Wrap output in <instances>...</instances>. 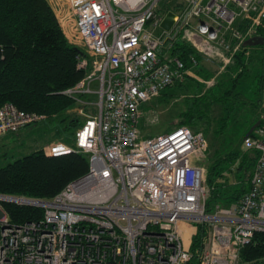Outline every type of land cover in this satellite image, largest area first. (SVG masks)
Returning <instances> with one entry per match:
<instances>
[{
  "label": "built area",
  "instance_id": "1",
  "mask_svg": "<svg viewBox=\"0 0 264 264\" xmlns=\"http://www.w3.org/2000/svg\"><path fill=\"white\" fill-rule=\"evenodd\" d=\"M48 1L84 51L77 66L85 75L63 91L83 117L73 143L53 141L45 150L85 154L89 170L51 199L31 201L44 208L40 219L16 224L0 209V264H186L199 224L206 225L195 251L200 264H246L242 248L264 232V115L243 141L257 155L249 189L212 211L206 168L197 162L208 145L204 133L179 126L144 137L139 123L146 102L199 78L171 53L176 41L234 63L241 51L249 56L246 40L264 33V0ZM168 11L175 13L170 30L162 26ZM43 119L6 102L0 138Z\"/></svg>",
  "mask_w": 264,
  "mask_h": 264
},
{
  "label": "trees",
  "instance_id": "2",
  "mask_svg": "<svg viewBox=\"0 0 264 264\" xmlns=\"http://www.w3.org/2000/svg\"><path fill=\"white\" fill-rule=\"evenodd\" d=\"M0 48L4 50L0 63V107L6 102H13L20 109L44 114L46 118H61L65 128H74L75 133L83 117L77 111L76 100L63 91L84 78L85 72L77 66L81 47L67 38L48 0H0ZM251 48L249 56L244 51L237 53L233 75L228 76L230 83L225 92L216 93L212 89L198 92L202 85L190 76L172 85L179 86L183 93L192 92L186 98L189 103L180 113L174 128L187 126L197 132L203 131L207 144L209 142L207 154L197 161L206 168L208 211H212L217 204L227 206L237 201L251 184L256 153L251 150L241 153L240 149H232L236 142L234 128L242 118L237 117L238 109L250 113L251 107L253 115L263 103L260 95L264 91V63L259 52L264 45ZM171 53L205 79L214 73L211 68L207 69L204 55L189 42L176 41ZM193 58L197 61L196 65H193ZM244 79L246 82L243 84ZM248 84L255 85L257 94V98L249 99L250 102L243 94ZM160 95L165 101L178 93L164 90ZM252 115L250 113V119ZM260 120L257 112L247 131ZM170 128L168 131L174 129ZM73 135L63 138L72 144ZM240 141L243 146L244 138ZM88 170L89 158L85 154L72 152L53 156L43 148L35 149L15 156L13 161L0 167V194L51 199ZM232 176L234 182L230 180ZM0 205L10 221L16 224L40 219L44 215V208L40 206L1 199ZM205 234L206 225L199 224L191 245L193 255L186 264H200L195 251ZM241 258L247 264L264 261V232L255 233L252 241L242 248Z\"/></svg>",
  "mask_w": 264,
  "mask_h": 264
},
{
  "label": "rangeland",
  "instance_id": "3",
  "mask_svg": "<svg viewBox=\"0 0 264 264\" xmlns=\"http://www.w3.org/2000/svg\"><path fill=\"white\" fill-rule=\"evenodd\" d=\"M49 2V1H48ZM53 9V8H52ZM54 11V10H53ZM67 36V35H66ZM68 38V37H67ZM79 46V45H76ZM80 47V46H79ZM256 47V46H255ZM252 51H250V54ZM261 53V59L263 60L262 63H264V48L260 50ZM249 54V55H250ZM209 57V56H207ZM204 55V63L206 66H208V70L211 68L214 72L213 75L209 79L203 78L199 73H196L199 77L197 80L199 83H201V90H198V92H204L207 89H212V91L216 93H222L225 92L230 83L229 75H233V66L234 63H229L225 65V61L223 59V56L221 54H215L213 57L207 58ZM220 72V75L217 76L216 81L211 82V79L213 77H216V74ZM196 79V78H195ZM246 82V80H243V84ZM256 87L254 84H248L244 87L243 94L246 98V101L250 102V98H257V94L255 93ZM165 91H172L178 93V95H174V97H169L168 100L162 99V95H159L158 97L146 102L143 105L144 114L140 120L139 127L141 134L144 137L147 136H155L158 134H162L165 132H168L169 126L170 129L174 128L176 126V123L179 121V116L182 111H184L187 108V99L189 96H191V91H186L187 93H183V91L179 90V86L175 85L172 87H168L165 89ZM263 103L256 109L254 114L258 112L259 116L264 115V91L262 95H260ZM96 98V95L93 96ZM167 98V96H165ZM250 106V105H249ZM240 109V110H239ZM237 117L241 118L240 122L235 125V132L233 134V137H236V142L233 143L232 149L237 150L240 149L241 153L245 152L246 149L241 144V138L243 139L245 135L249 132V123L252 120L254 114L252 115V112L254 111L250 107V113L252 115V118L250 119V113L244 112L243 109L239 108ZM248 109V108H247ZM81 115V114H80ZM82 116V115H81ZM156 116L158 119L154 121L153 117ZM203 132V131H202ZM74 134V128H65V122L61 120V118H46L43 119L40 122H37L35 124H32L30 126H26L22 129H20L17 132L10 133L8 136L1 137L0 138V167L7 164L10 161H13L15 159V156H21L23 154L29 153L35 149L43 148L44 151L45 148L51 143L55 141H64L63 137H67L68 135ZM209 149V142L206 146V149L204 150V153L202 154V159L207 154V151ZM233 175V173L231 174ZM231 182H234V176L230 178ZM0 209L4 210V207L0 205ZM6 212V211H5ZM247 264V263H246Z\"/></svg>",
  "mask_w": 264,
  "mask_h": 264
},
{
  "label": "water",
  "instance_id": "4",
  "mask_svg": "<svg viewBox=\"0 0 264 264\" xmlns=\"http://www.w3.org/2000/svg\"><path fill=\"white\" fill-rule=\"evenodd\" d=\"M174 20H175V13L173 11H168L166 16L164 17L163 21H162V26L163 28L167 29V30H170L172 25L174 24ZM245 44L247 46H251V47H254V46H258V45H264V36L262 35H259V36H254V37H251L249 39L246 40ZM79 52L82 54V55H85L84 51L79 49ZM261 121H257L252 127L251 129L249 130V132L245 135H249L251 134V132L258 126L260 125ZM1 196H4L5 198L2 199V200H6V201H13V202H19V201H27L29 203H31V201H35L36 199H32V198H25V197H13V196H8V195H4V194H0ZM256 264H264V261H261L259 263H256Z\"/></svg>",
  "mask_w": 264,
  "mask_h": 264
},
{
  "label": "bare ground",
  "instance_id": "5",
  "mask_svg": "<svg viewBox=\"0 0 264 264\" xmlns=\"http://www.w3.org/2000/svg\"><path fill=\"white\" fill-rule=\"evenodd\" d=\"M4 198H5L4 196H0V199L1 200L4 199ZM18 203H21V204H30L29 202H27L25 200L19 201ZM184 229L186 230L184 237H185L186 242H188L189 234H190V229L188 227H186Z\"/></svg>",
  "mask_w": 264,
  "mask_h": 264
},
{
  "label": "crops",
  "instance_id": "6",
  "mask_svg": "<svg viewBox=\"0 0 264 264\" xmlns=\"http://www.w3.org/2000/svg\"><path fill=\"white\" fill-rule=\"evenodd\" d=\"M67 35V34H66ZM194 71V70H193ZM193 73H197L196 71H194ZM190 77H192V78H194L193 76H190Z\"/></svg>",
  "mask_w": 264,
  "mask_h": 264
}]
</instances>
